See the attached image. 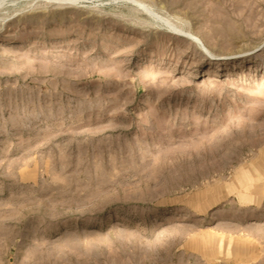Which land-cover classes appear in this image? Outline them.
Instances as JSON below:
<instances>
[{
	"label": "rangeland",
	"instance_id": "obj_1",
	"mask_svg": "<svg viewBox=\"0 0 264 264\" xmlns=\"http://www.w3.org/2000/svg\"><path fill=\"white\" fill-rule=\"evenodd\" d=\"M58 1L0 8V264H264V0Z\"/></svg>",
	"mask_w": 264,
	"mask_h": 264
},
{
	"label": "bare ground",
	"instance_id": "obj_2",
	"mask_svg": "<svg viewBox=\"0 0 264 264\" xmlns=\"http://www.w3.org/2000/svg\"><path fill=\"white\" fill-rule=\"evenodd\" d=\"M9 0H0V8H2V6L7 5V2ZM79 0H59L58 3L60 4H76ZM193 41H195V38H192Z\"/></svg>",
	"mask_w": 264,
	"mask_h": 264
}]
</instances>
